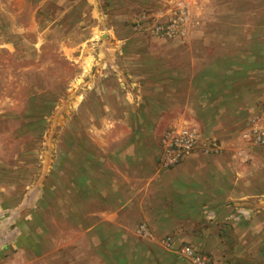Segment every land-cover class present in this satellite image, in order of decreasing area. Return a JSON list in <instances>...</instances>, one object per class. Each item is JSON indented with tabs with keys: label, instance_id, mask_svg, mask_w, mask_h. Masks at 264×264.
Segmentation results:
<instances>
[{
	"label": "rangeland",
	"instance_id": "obj_1",
	"mask_svg": "<svg viewBox=\"0 0 264 264\" xmlns=\"http://www.w3.org/2000/svg\"><path fill=\"white\" fill-rule=\"evenodd\" d=\"M256 14L264 0H0V211L19 226L11 264H195L182 244L206 264H264V144L253 132L264 75L251 83L233 66ZM224 83L241 100H201ZM182 126L198 135L187 178L165 196L154 184L143 214L125 212L127 228L99 222L95 152L111 157L139 136L161 172L183 171L184 160L160 162L162 136Z\"/></svg>",
	"mask_w": 264,
	"mask_h": 264
},
{
	"label": "crops",
	"instance_id": "obj_2",
	"mask_svg": "<svg viewBox=\"0 0 264 264\" xmlns=\"http://www.w3.org/2000/svg\"><path fill=\"white\" fill-rule=\"evenodd\" d=\"M249 16H251V14ZM262 17L263 16L257 14L253 20L251 19L252 17H250V24L253 28L243 29L241 31V36L248 37L250 43L243 44L238 49L246 54L240 55L239 61H236L233 65L239 68L249 69L246 72H242L241 75L243 77H248L251 83L255 81L257 84H260L262 75H264V72L262 74L261 71V69H264V50L262 48H257L264 45V18ZM252 37H257V40L252 41ZM229 81V84L237 83L235 79H229ZM203 91L201 100L203 102L205 100L207 102L217 101L218 109L226 104V100L228 99L227 96L238 101L239 99L241 100L242 95L241 92L239 95H232L233 92H226L225 83L219 85L218 90ZM200 140L204 142L205 139L202 136ZM129 142L126 146H121L120 149L118 148L119 150H114L111 157L108 152L98 149V151L95 152L97 155L96 162H90L88 166L91 180L98 192L97 195H102L106 202L105 208H101L100 206L97 208L98 214H101L102 210H104V218L101 215L99 222L104 223L105 226H114L118 229H125L130 225L126 217L128 214L125 212L142 214L145 212L143 206L147 201L146 196L150 194V190L154 184H158V188L162 193V195H160L165 196L171 183L176 184L177 181L187 178L188 174L185 172L188 166L195 163L194 161L197 160L194 159L196 155H191V157H187L186 160L183 159L186 165L183 171L180 170L173 173L172 170L163 173L156 165V159L153 155L155 150L146 153L140 146L141 141L139 136H135V138L132 137ZM156 151L159 152V149ZM158 176L161 178H157ZM167 207V204L160 200L156 205V210L167 213L170 211ZM114 212L115 214L113 216ZM11 214L13 215L11 209L4 211V213L0 211V264H11V258L14 255L11 253L15 250L16 246L17 239L15 235L19 232V226L16 224L17 221H15L13 217L11 219ZM162 218L166 220L164 215H159L155 219L161 221ZM128 239V237H122L121 242L127 243ZM136 239L138 241V238ZM108 240L109 239H107V242ZM143 240L142 243L145 241ZM125 249L128 248L125 247ZM11 250L12 252H10ZM121 251H123V246H121ZM7 252L9 253L8 256L6 254Z\"/></svg>",
	"mask_w": 264,
	"mask_h": 264
},
{
	"label": "built area",
	"instance_id": "obj_3",
	"mask_svg": "<svg viewBox=\"0 0 264 264\" xmlns=\"http://www.w3.org/2000/svg\"><path fill=\"white\" fill-rule=\"evenodd\" d=\"M253 132L259 143L264 144V102L261 110L254 119ZM197 133L188 126L169 129L161 138L160 162L162 167L168 168L179 164L197 147ZM170 245V244H168ZM178 253L189 257L195 264H206L209 259L189 245L182 244Z\"/></svg>",
	"mask_w": 264,
	"mask_h": 264
}]
</instances>
